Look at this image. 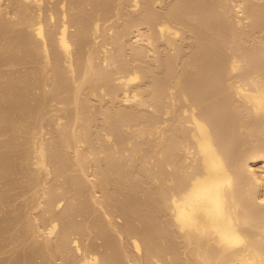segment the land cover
<instances>
[{
  "label": "bare ground",
  "instance_id": "1",
  "mask_svg": "<svg viewBox=\"0 0 264 264\" xmlns=\"http://www.w3.org/2000/svg\"><path fill=\"white\" fill-rule=\"evenodd\" d=\"M0 264H264V0H0Z\"/></svg>",
  "mask_w": 264,
  "mask_h": 264
}]
</instances>
